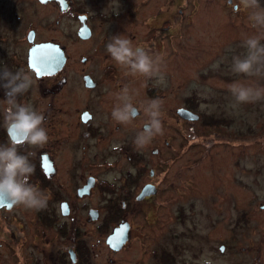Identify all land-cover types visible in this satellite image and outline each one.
Masks as SVG:
<instances>
[{"label": "flooded vegetation", "instance_id": "af4514ba", "mask_svg": "<svg viewBox=\"0 0 264 264\" xmlns=\"http://www.w3.org/2000/svg\"><path fill=\"white\" fill-rule=\"evenodd\" d=\"M177 2L161 5L176 7L174 12L165 7L166 14L148 18L142 16L146 0L135 2V10L130 0H0V67L24 69L33 78L18 99L43 112L49 137L43 146L19 149L30 154L35 166L30 182L49 195L47 206L27 210L0 196V264H97L99 242L107 264H193L199 243L209 258L210 219L220 210L218 200L210 205L215 194L210 182L207 190L200 180L184 181L186 190L180 191L175 181L165 184L168 160L148 167L146 151L135 143L149 121L142 102L133 104L129 123L112 117L128 70L118 69L106 43L115 35L136 37L138 23L145 30L135 45L154 57L162 45L172 49ZM46 45L54 51L52 58L42 51ZM162 93L150 77L147 97ZM3 99L0 89V143H7ZM183 108L199 115L183 123L202 119L193 105ZM179 109L170 107L174 132ZM213 145L208 142L207 152ZM189 195L197 202L180 205ZM201 213L202 223L196 225ZM118 228L121 233L110 246L107 239Z\"/></svg>", "mask_w": 264, "mask_h": 264}, {"label": "rangeland", "instance_id": "374dc122", "mask_svg": "<svg viewBox=\"0 0 264 264\" xmlns=\"http://www.w3.org/2000/svg\"><path fill=\"white\" fill-rule=\"evenodd\" d=\"M137 1L130 0L132 10ZM166 1L146 0V13L142 11V15L140 11L139 15L149 18L166 14L162 11L166 6H161ZM259 2L264 7V0ZM165 9L174 12L176 7ZM177 10V26L170 28L176 33V38L171 40L173 48L162 45L161 53L157 54L162 57L163 79L152 76L156 86L163 90L162 97L157 99L162 101L164 131L139 148L146 151L148 167H153L160 158L168 160L165 184L175 181L179 190L185 191L184 181L200 180V185L206 184L207 190L210 182V190L215 192L209 202L213 207L218 200L220 210L210 219V255L207 259L205 246L196 244L194 252L201 253L193 264L209 261L211 264H264V99L237 103L229 90L234 82L264 87V77L236 74L231 67L232 58L245 52L243 41L251 35H264V29L253 28L249 19L251 10L244 8L240 0H231V3L178 0ZM144 30L137 23L136 37L129 38L134 45L141 41ZM115 65L125 70L116 62ZM124 74L127 85L122 89L129 90L133 104L146 105L150 101L146 94L150 77L132 75L129 71ZM188 105H193L202 119L197 123H183L179 118L178 131L174 132L171 127L175 124H171L175 119L170 117V107ZM211 118L217 125L214 132H220L217 136L206 131V122ZM208 142L214 144L209 152ZM156 148L159 152L153 155L151 152ZM169 196L173 197L172 193ZM197 199L189 195L180 205H190ZM202 214L196 215V225L202 223ZM107 259L99 242L97 264H107Z\"/></svg>", "mask_w": 264, "mask_h": 264}, {"label": "clouds", "instance_id": "9594fccd", "mask_svg": "<svg viewBox=\"0 0 264 264\" xmlns=\"http://www.w3.org/2000/svg\"><path fill=\"white\" fill-rule=\"evenodd\" d=\"M240 4L251 10L249 19L253 28L264 29V7L259 0H240ZM119 6L117 5V8ZM264 35H251L243 41L245 52L232 58V71L248 77H264ZM106 51L113 61L126 68L132 75L157 76L163 79L160 69L162 57L153 56L143 46L134 45L124 35L110 37ZM33 85V78L24 69L15 72L7 66L0 67V89L6 105L5 122L9 133L7 143H0V196L7 197L11 206H22L27 210H42L47 206L49 195L37 184L30 182L35 166L30 154L22 153V145L43 146L49 137L43 127L45 116L30 104L20 102ZM229 90L237 103H249L264 99V87L234 82ZM119 103L112 110L114 120L127 124L136 111L129 90L124 88L117 94ZM162 101L147 102L144 111L149 121L144 130L137 134L135 143L143 147L156 135L163 134L161 121ZM211 264V262H206Z\"/></svg>", "mask_w": 264, "mask_h": 264}, {"label": "water", "instance_id": "95a60500", "mask_svg": "<svg viewBox=\"0 0 264 264\" xmlns=\"http://www.w3.org/2000/svg\"><path fill=\"white\" fill-rule=\"evenodd\" d=\"M228 3H231V0H228ZM234 9H236V6H234ZM35 50H37V49H35ZM44 50H47V52L51 56V58L53 57L54 51H53L51 45L43 46L42 51H44ZM178 116L180 119L186 120V121H197L199 119V115H197L196 113H194V112H192L186 108H180L178 110ZM121 230H122L121 228L114 230V232L108 237L107 241H108V244H110V246L115 243L118 235L121 233ZM222 249L223 248H221V250Z\"/></svg>", "mask_w": 264, "mask_h": 264}, {"label": "trees", "instance_id": "16d2710c", "mask_svg": "<svg viewBox=\"0 0 264 264\" xmlns=\"http://www.w3.org/2000/svg\"><path fill=\"white\" fill-rule=\"evenodd\" d=\"M206 129H207V131L210 133V131H215V129L217 128V125H216V122H215V120H212V118H211V120L210 121H208V123L206 122Z\"/></svg>", "mask_w": 264, "mask_h": 264}]
</instances>
